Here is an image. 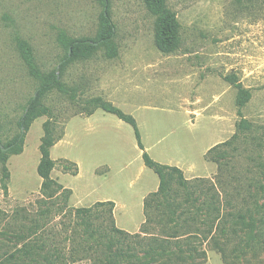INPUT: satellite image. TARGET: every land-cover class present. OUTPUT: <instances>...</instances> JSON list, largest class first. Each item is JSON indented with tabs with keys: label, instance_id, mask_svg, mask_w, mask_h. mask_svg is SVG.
Here are the masks:
<instances>
[{
	"label": "rangeland",
	"instance_id": "obj_1",
	"mask_svg": "<svg viewBox=\"0 0 264 264\" xmlns=\"http://www.w3.org/2000/svg\"><path fill=\"white\" fill-rule=\"evenodd\" d=\"M107 4L116 53L110 56L99 46L88 57L64 63L69 39L96 38L105 9L101 0H0V144L21 133L18 118L42 77L55 73L64 90L53 87L39 98L50 112L55 134L61 135L50 149L56 163L51 177L71 192L65 200L68 208L115 201V226L135 233L144 221L142 196L157 189L158 177L143 164L132 126L100 108L91 119L85 117L86 108L92 107L86 102L99 96L132 115L154 160L179 165L187 179L215 177L216 164L205 154L231 137L238 120L236 88L224 75H235L251 89L242 114L264 125V0H166L180 24V45L168 54L155 46L154 17L142 0ZM19 40L31 46L39 76L29 73L17 48ZM47 118L32 120L22 132L21 151L6 161L7 194L0 188V252L8 233L29 224L44 208L36 167ZM236 148L224 159L235 168L232 173L244 179V168L258 163L256 152L249 142ZM65 159L68 170L63 168ZM230 210L224 204L223 211ZM68 219L51 206L47 221L53 230H61ZM161 230L150 224L143 234ZM247 235L246 228L230 221L223 232L195 223L178 237V244L148 264H264V225L256 228L249 245Z\"/></svg>",
	"mask_w": 264,
	"mask_h": 264
},
{
	"label": "trees",
	"instance_id": "obj_2",
	"mask_svg": "<svg viewBox=\"0 0 264 264\" xmlns=\"http://www.w3.org/2000/svg\"><path fill=\"white\" fill-rule=\"evenodd\" d=\"M101 1L105 9L100 16L96 38L69 39L64 63L78 57H88L99 46L106 47L110 56L116 53V44L113 41L115 29L107 10L108 0ZM142 1L154 17V43L157 49L165 54L176 51L180 45V24L176 13L167 6L166 0ZM17 48L29 73L39 76L31 46L26 41L19 40ZM223 78L236 88L238 120L231 137L214 144L205 154L207 160L216 164L217 172L213 178L187 179L178 166L154 160L144 149L132 115L99 96L86 102L92 106L86 108L87 115L100 108L132 126L143 164L158 177L157 189L143 199L144 221L140 230L129 233L115 226V204L112 200L97 201L90 206H66L65 200L71 192L51 177L56 163L51 157L50 149L61 135L55 134L50 112L39 101L40 96L53 87L64 90V84L55 73L42 77L35 95L17 120L21 133L12 142L3 146L0 144V188L7 194L6 180L9 172L6 161L10 154L21 151L22 132L28 129L36 117L47 115L48 118L42 124L43 134L38 145L40 157L36 167L41 178L40 192L45 204L30 219L29 224L21 223L16 226L15 232L8 233L9 242L2 244L0 264H73L81 260H88L91 264H148V261L165 255L168 246L178 244V237L184 234L188 226L195 223L219 228L223 232L225 222L230 221L234 226L247 229L249 245L254 239L256 228L264 225V125L256 124L242 114V107L251 98V89L243 86L233 74H226ZM247 142L254 148L258 163L245 167L242 172L245 174L244 179H240L236 177L239 172L234 175L232 172H235V168L224 158L229 155V151L238 149L237 144ZM64 161L63 168L68 170L69 161ZM55 199L61 201L55 202ZM224 204H228L231 210L224 212ZM51 206L58 213L69 216L59 231L48 226L47 218ZM2 214L0 210V217ZM150 224L162 227L161 232L143 234ZM233 249L235 251L237 248ZM238 250L240 251H236ZM241 250L243 251L242 248Z\"/></svg>",
	"mask_w": 264,
	"mask_h": 264
},
{
	"label": "crops",
	"instance_id": "obj_3",
	"mask_svg": "<svg viewBox=\"0 0 264 264\" xmlns=\"http://www.w3.org/2000/svg\"><path fill=\"white\" fill-rule=\"evenodd\" d=\"M98 109H96L93 113H91L90 115H86L85 117H87V118H90L91 119V117H93L94 115H95V113H96V111H97ZM105 112V111H104ZM209 115H211V114H209ZM215 115H211L210 117H212V119H214L213 117H214ZM79 117H83V116H79ZM218 117V120L220 121L221 119H219L220 118V116H217ZM221 121H223V120H221ZM179 166V165H178ZM156 184H158V183H156ZM144 197H145V195H143L142 196V202H141V206H142V209H143V199H144ZM114 204H115V206H114V208L116 207V202L114 201ZM115 212H116V210H115Z\"/></svg>",
	"mask_w": 264,
	"mask_h": 264
}]
</instances>
